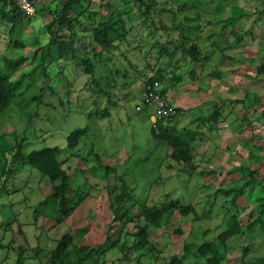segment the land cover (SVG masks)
Listing matches in <instances>:
<instances>
[{"label": "rangeland", "instance_id": "374dc122", "mask_svg": "<svg viewBox=\"0 0 264 264\" xmlns=\"http://www.w3.org/2000/svg\"><path fill=\"white\" fill-rule=\"evenodd\" d=\"M53 1L37 0L36 11L24 12L13 30L1 12L12 7L0 6L2 74L8 71L5 59L25 61L10 76L22 77L23 87L0 113V152L10 163L17 144L25 154L43 147L61 148L59 159L71 176L68 196L74 210L55 224L47 205L34 222L33 207L52 194L53 185L30 164L10 163L16 171L8 180V191L0 194V264H16L21 243L27 263L48 264L51 249L67 234L74 244L92 249L106 239L110 245L119 241L99 250L108 264H167L172 256L183 257L185 243L200 244L204 231L209 232L206 239L215 237L235 213L244 233L227 242L222 263L241 264L244 246L246 261L263 257L261 224L247 226L264 219L258 211L264 198V78L257 76L264 56V0H149L154 25L144 22L139 1L84 0L86 13L79 6L69 13L75 22L77 56L67 61L57 59V48L47 45L52 20L48 6ZM118 17L124 20V35L111 32L112 46L102 49L90 37V27L100 22L117 25ZM182 35L198 45L201 60L195 65L182 53L170 59L160 52L161 47L172 49ZM237 37L244 41L238 48L229 47ZM85 55L93 76L83 66ZM152 69L163 70L168 101L176 111L181 109L164 126L189 129L199 123L195 115L207 117L214 108L221 109L215 129L208 130L205 123L193 136L190 165L173 159V148L153 138L147 109L135 108L142 79ZM171 74L182 77L176 86ZM95 84L99 92L94 91ZM84 128L87 135L69 148L68 138ZM4 157L0 154V181ZM241 165L255 171L256 184L232 205L231 195L216 191L243 184L235 169ZM162 178L166 183L154 184L151 190L152 183ZM168 200L190 204L196 214L190 211L183 217L180 209H174L163 229L150 226L149 240L157 241L159 260L140 251L125 260L118 245L131 244L135 226L144 225L143 209ZM114 209H120L116 215ZM22 232L29 241L23 240Z\"/></svg>", "mask_w": 264, "mask_h": 264}, {"label": "trees", "instance_id": "16d2710c", "mask_svg": "<svg viewBox=\"0 0 264 264\" xmlns=\"http://www.w3.org/2000/svg\"><path fill=\"white\" fill-rule=\"evenodd\" d=\"M37 1V0H36ZM139 1V10L141 15L144 17L145 21H151L152 25L155 24L151 15L153 14L152 5L148 1L144 0H135ZM11 6L10 12H2V18L6 19L10 23H12V30L15 28L17 23L20 21V17L24 12L19 9V7L13 2V0H0V6ZM84 0H54L52 4L48 6L49 11L52 15V20L47 25V31L50 33L51 37L48 41L47 45L51 48H57L58 56L57 59L73 60L77 56L76 46L74 42V37L76 35L74 31V19H71V15L69 14L74 6H79L82 8L83 12L86 13V5ZM84 6V8H83ZM37 8V2L35 4V11ZM117 25L110 22L108 24H104V22L93 23L91 25L90 37L93 42L98 44L102 49H108L112 46V41L109 37L111 32H114L117 36L124 35V20L120 17L117 18ZM119 23V24H118ZM118 25H120L118 27ZM62 32L60 35L59 33ZM264 40V36L262 37ZM244 41L242 37H237L232 43H227L229 47L233 46L238 48L239 44ZM174 47L170 49L169 47H161L160 52L162 54L167 55L170 59H173V56H178V54L182 53L183 56H188L189 61L192 64H197L201 59L199 58V49L198 45L188 41L186 37L183 35L180 37L178 41L174 44ZM228 47V48H229ZM53 56V55H52ZM87 55L81 56V60L83 62V66L88 74L93 76V65L89 59L86 57ZM209 56V55H208ZM206 57V56H205ZM53 58V57H52ZM261 63L257 67V76L264 78V56L260 59ZM24 57H20L18 59H5L4 60V68L8 71L6 74H2V69L0 68V113L4 112L11 100L18 94V92L22 89L23 79L20 77L19 79L12 80L10 76L19 69L21 65L24 64ZM43 65V64H42ZM45 64L43 65L44 68ZM162 69L154 70L152 69V73L150 76H147L142 79L141 85V93L138 95L139 103L136 105L137 111H143L144 108L147 109L148 102H146V98L149 93L153 91L155 88V83L157 84V88L154 89L155 93L159 95L162 100H165V96L167 94V90L162 81L163 74ZM189 76L194 79L195 78V70H191L189 72ZM220 77L219 74H217ZM66 78V77H65ZM173 86H176L178 82L181 81V75L171 74ZM94 83V82H93ZM97 87L96 90L99 92V86L95 84L94 88ZM160 87V88H159ZM93 88V89H94ZM239 102V101H238ZM151 104V103H150ZM177 111H181V109H177ZM150 114H148L149 116ZM195 115L197 125L191 126L189 129L178 130L175 127H166L164 125L159 124V133H156L155 129H152V136L154 139L158 141H165L173 148L172 157L176 161H182L186 165H190L193 161V157L191 156L190 148L192 147V141L194 140V135L197 136L198 129L205 125V123L209 126L207 129L211 130L212 128H216L217 124L222 117V112L220 107L214 108L212 114L207 117L202 116L201 114ZM168 116L163 117L162 120H167ZM214 126V127H213ZM205 128V127H204ZM87 135V129H78L74 131L71 136L68 138V147L74 149L78 146L79 141L82 137ZM15 149L12 150V156L10 158V163H14L20 161L22 164H30L32 167L36 168L39 172L40 178H47L48 181L53 185V192L51 195L44 197L42 201L38 203V205L33 207L32 218L34 222H36L40 212V208L50 205L52 207V215L51 218L54 220L55 224L62 223L67 220L74 210V203L72 199L68 196V188L71 183V176L67 173L66 170L62 168L63 161L59 159V156L62 153L61 148L59 147H43L38 150H33L28 154L23 153L22 144H17ZM103 152V151H102ZM3 151L0 154L6 157V153L3 155ZM97 160H100L98 154H95ZM4 157L3 167L1 168V175L4 176V179L0 181V194H4L7 189V183L10 176L16 171V168L13 169L12 165L6 161ZM7 158V157H6ZM239 169L241 172L243 184L240 187H232L226 189H217V193H220L224 196L231 195V203L236 204L237 199L243 195L245 189L249 188L253 189L256 180H255V171L247 166H239L235 169ZM192 169H194V165L192 164ZM107 172V170H106ZM166 183V179H158L152 183V189L154 190V184L159 187ZM157 193V192H156ZM122 197L125 196L124 193L121 194ZM260 205L258 206L259 214L264 215V198H261L259 201ZM161 205H151L146 206L143 209V221L144 225L135 226V234L131 236V244L128 246L126 243H122L118 245L119 252L122 256H124L125 260L127 258H131L136 252H144L145 254H150L155 259L159 260L161 257V252L157 249V241L149 240V228L153 226L157 229H163L165 226V222L169 218L170 214L174 209H180V214L183 217L188 216L189 212H193L191 210V205L183 206L178 200H168L164 203H160ZM120 209H114L113 212L116 215ZM194 213V214H193ZM192 214L195 215V211ZM126 214V213H125ZM19 214H14V220L18 221ZM198 217H195L194 220H197ZM131 220V217L129 221ZM226 227L222 229L221 232H218L215 237L213 236L211 239H206V235L209 232L204 231L199 239L200 244L196 243H185L183 247V257L177 258L176 256H172L167 264H223L222 260L225 257L226 244L233 237L241 235L244 233V229L241 223L238 220V215L232 214L229 215L226 219ZM261 224V229L264 230V219L260 218L256 219L247 226L251 227L256 224ZM84 230V229H82ZM206 232V234H205ZM23 240L29 241L25 232L21 233ZM125 235H128L126 233ZM124 235V236H125ZM37 237V236H36ZM62 240H59L56 246L51 249L50 257L48 258V264H108L106 260L102 258L103 254L100 253L101 247H106L109 245L110 248L115 247L116 243L110 245L109 239H106L101 247L97 249L89 248L85 245L79 246L76 245L70 240L71 235L67 234L62 236ZM40 235L37 237V240L40 241ZM38 241V242H39ZM20 249V254L16 259V264H29L26 261V256L24 249L21 245L18 247ZM106 250V249H105ZM246 250L247 248L243 247V258L241 264H264V256L260 258H256L253 261H246ZM24 253V255H23ZM138 259V257H135ZM139 260V259H138ZM166 259H164L165 261ZM37 264V263H34ZM111 264H115L113 261Z\"/></svg>", "mask_w": 264, "mask_h": 264}, {"label": "built area", "instance_id": "2783aa9c", "mask_svg": "<svg viewBox=\"0 0 264 264\" xmlns=\"http://www.w3.org/2000/svg\"><path fill=\"white\" fill-rule=\"evenodd\" d=\"M13 2H15V4L19 7L20 10H22L23 12H27V13H32L34 11V7H35V4H36V0H13ZM156 86H157V83H155V88L156 89ZM149 93L148 97L150 98H146V102H149V103H152L154 105H157V110H156V113H155V118H161V116H163L165 113L164 111V101L162 100V98L157 95L155 93V91Z\"/></svg>", "mask_w": 264, "mask_h": 264}, {"label": "clouds", "instance_id": "9594fccd", "mask_svg": "<svg viewBox=\"0 0 264 264\" xmlns=\"http://www.w3.org/2000/svg\"><path fill=\"white\" fill-rule=\"evenodd\" d=\"M167 96H168V94H166L165 100H163L164 103H165V105L163 106L164 107V111H165L164 113L165 114L163 116H161V118H159V119L158 118H155V113H156V110L158 108L157 105H154L152 103L150 104L148 102L147 112H148V114H150L149 115V119L151 121V127H152V129H155L156 133H159L160 132L159 131V128H158L159 124L162 123L161 125H163V122L165 121V120H162L161 121V119L163 117L168 116V119H172V118L175 117V114L177 113L176 109H174L173 107H171V105H170V103L168 101Z\"/></svg>", "mask_w": 264, "mask_h": 264}]
</instances>
